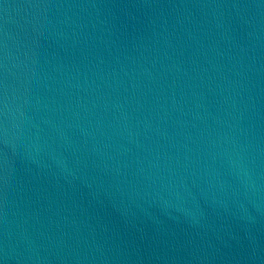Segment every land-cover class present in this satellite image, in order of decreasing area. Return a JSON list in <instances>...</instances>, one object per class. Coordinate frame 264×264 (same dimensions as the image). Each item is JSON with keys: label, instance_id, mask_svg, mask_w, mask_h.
<instances>
[{"label": "water", "instance_id": "water-1", "mask_svg": "<svg viewBox=\"0 0 264 264\" xmlns=\"http://www.w3.org/2000/svg\"><path fill=\"white\" fill-rule=\"evenodd\" d=\"M0 264H264V0H0Z\"/></svg>", "mask_w": 264, "mask_h": 264}]
</instances>
